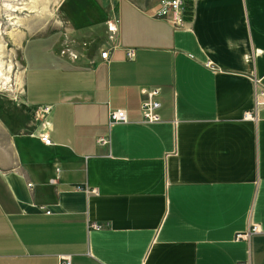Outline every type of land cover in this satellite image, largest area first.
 Segmentation results:
<instances>
[{"label": "crops", "instance_id": "1", "mask_svg": "<svg viewBox=\"0 0 264 264\" xmlns=\"http://www.w3.org/2000/svg\"><path fill=\"white\" fill-rule=\"evenodd\" d=\"M168 1L61 0L24 41L0 96V264H264V0H190L177 28Z\"/></svg>", "mask_w": 264, "mask_h": 264}, {"label": "rangeland", "instance_id": "2", "mask_svg": "<svg viewBox=\"0 0 264 264\" xmlns=\"http://www.w3.org/2000/svg\"><path fill=\"white\" fill-rule=\"evenodd\" d=\"M60 2L0 0V96L17 95L22 81L24 41L54 30Z\"/></svg>", "mask_w": 264, "mask_h": 264}, {"label": "built area", "instance_id": "3", "mask_svg": "<svg viewBox=\"0 0 264 264\" xmlns=\"http://www.w3.org/2000/svg\"><path fill=\"white\" fill-rule=\"evenodd\" d=\"M167 11H168V16H169V23L173 27H179L181 23L183 22L182 20V0H169L167 3ZM114 25L117 24V21L114 20ZM107 29L110 33L109 37L112 38L113 34V27L110 25L107 26ZM125 52V58L127 60H131L134 50L133 49H126L124 50ZM72 58L74 57L73 54L70 55ZM108 56V51L103 50L100 51L99 53V58L101 60H106ZM141 93L144 95L143 101L139 105V113L141 120L145 123H157L159 122V116L157 114V110L160 107L158 99L159 91L155 88H149V89H141ZM13 98H16L14 96ZM257 104H254V108L251 111L244 112L242 114V120L246 121H254L255 118V107ZM39 113L42 114V116H47L50 111V106H41L38 108ZM107 120L108 124H113V123H126V115L124 110H109L107 112ZM49 125L47 122H44L40 128L36 131L35 137L45 146H50L51 141L49 138ZM100 144H105L106 142L102 139L99 140ZM28 187H31L30 184H27ZM91 193H94V191H91ZM45 214H48L47 211H45ZM90 228L97 230L99 229L98 226L92 224L89 226ZM256 227H251L249 230L242 234H237L235 236V240H245L250 234L256 233ZM69 256H59L58 258V264H69Z\"/></svg>", "mask_w": 264, "mask_h": 264}, {"label": "trees", "instance_id": "4", "mask_svg": "<svg viewBox=\"0 0 264 264\" xmlns=\"http://www.w3.org/2000/svg\"><path fill=\"white\" fill-rule=\"evenodd\" d=\"M192 4L190 0H182V20L185 21L187 19H190L191 17V10H192Z\"/></svg>", "mask_w": 264, "mask_h": 264}, {"label": "bare ground", "instance_id": "5", "mask_svg": "<svg viewBox=\"0 0 264 264\" xmlns=\"http://www.w3.org/2000/svg\"><path fill=\"white\" fill-rule=\"evenodd\" d=\"M9 1L14 2L15 0H9Z\"/></svg>", "mask_w": 264, "mask_h": 264}]
</instances>
